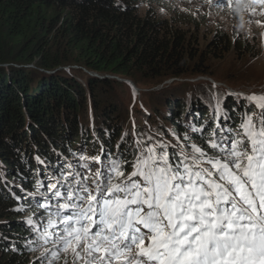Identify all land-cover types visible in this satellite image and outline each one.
Segmentation results:
<instances>
[{"label":"trees","instance_id":"trees-1","mask_svg":"<svg viewBox=\"0 0 264 264\" xmlns=\"http://www.w3.org/2000/svg\"><path fill=\"white\" fill-rule=\"evenodd\" d=\"M136 1L0 0V264H34L33 246L22 240L31 232L37 235L32 212L48 217L53 210L49 202L58 189L46 193L44 186L70 168L65 158L102 170L116 162L125 174L141 159L138 147L148 146L145 132L134 142L126 134L127 113L114 95L118 84L107 76L135 81L206 77L203 66L211 59L252 52L248 43L227 33H214L201 48L185 23L141 15ZM209 94L188 100L172 94L163 117L156 114L176 135L157 130L169 148L161 152L171 163L193 156V146L205 153L196 155L199 160L223 162L243 118L256 110L249 109V101L245 108L225 94L214 103ZM90 179L81 175L82 181ZM68 181L80 184L75 176ZM34 237L32 243L39 244Z\"/></svg>","mask_w":264,"mask_h":264},{"label":"snow or ice","instance_id":"snow-or-ice-1","mask_svg":"<svg viewBox=\"0 0 264 264\" xmlns=\"http://www.w3.org/2000/svg\"><path fill=\"white\" fill-rule=\"evenodd\" d=\"M216 6L225 5L217 0ZM246 99L260 112L256 121L246 116L242 138L232 142L223 162L185 155L173 164L166 152L149 149L126 181L98 185L97 195L87 197L88 208L73 214L75 224L61 237L74 264H264V95ZM193 152L205 155L195 146ZM189 158L191 165L185 163ZM113 171L123 175L116 162ZM85 217L89 223H81Z\"/></svg>","mask_w":264,"mask_h":264},{"label":"rangeland","instance_id":"rangeland-1","mask_svg":"<svg viewBox=\"0 0 264 264\" xmlns=\"http://www.w3.org/2000/svg\"><path fill=\"white\" fill-rule=\"evenodd\" d=\"M216 2L217 0H213V3L210 5L208 0L136 1L135 7H137L141 15L150 13L162 20L185 23V27L188 28L189 33L194 32L199 37L198 45L201 48L214 33H227L235 39L241 38V41L248 43V48L252 51L248 54L241 52L230 53L220 60L211 59L203 66V69L209 73L206 77L193 75L183 79L151 81L140 78L135 81V79L127 77L107 76V78L118 84L114 95L121 107V111H125L121 113L123 115L127 113L126 118L123 120L122 128L130 125L126 134H130L133 142L138 133L145 132L144 141L148 142L147 148L152 149L156 155L161 154V151L164 149L165 151L169 150V148H165L163 144L165 138L158 133V129L164 127L173 139L176 138V135L171 132L170 125L158 119L159 117H163L165 113V100L172 94H175V97H180L177 100L181 98L188 100L193 95L200 94L208 98V95L210 96L209 92H211L214 103H216V100H220V94H225L233 98L237 104L241 102L245 108L248 105L245 103V101H248L246 97L264 95V5L250 3V0H232L229 5V0H222L225 6L217 7ZM252 8L256 9L255 13L250 10ZM258 21L260 23H257ZM179 90H182V92H178ZM212 107L213 111H217L216 105H212ZM248 107L249 109H254L253 107H255L258 110H255V113L253 112L252 114V118L255 121L257 119L255 114L259 113L260 109L256 107L255 103H249ZM159 113L160 116L157 118L156 114L159 115ZM148 114L154 119L151 120ZM245 118L246 116L243 118V121ZM133 128L136 129L133 131ZM241 130L243 129L241 128ZM147 148L144 152L142 151L143 147L141 144L138 147L143 159L150 155ZM190 149L194 155H197L193 152V148L190 147ZM227 152L228 150L225 149L224 153L226 154L223 155L224 157H227ZM188 161L192 163L190 158ZM65 162L70 168L62 175L63 179L67 180L66 178L72 174L81 179L83 173L92 177L91 182L81 183L80 181L81 193H77L79 198L77 197L75 201L71 200L72 193L70 191L64 194V198L70 202V204L68 202L64 204L69 205L73 212H75L78 203L83 202L84 197L86 198L90 194L95 195L98 185L103 187L111 183L100 179L101 176H97L101 168L96 164L86 165L88 161L85 162L84 166L87 167L83 171L82 167H79L78 164L76 165L75 162L70 164V161L66 158ZM200 167L214 171V169L207 166L200 165ZM132 179L139 181L140 178L136 176L132 177ZM94 181L96 184H94ZM122 181L126 180H118V183ZM70 184L73 185L72 182ZM52 185H55L57 189L55 182L49 179L46 186H44V191L48 193V189L53 188ZM85 188L87 191L83 190ZM57 202L52 201L51 205L59 207L61 203ZM48 215V217H45L44 213L36 214L35 212L30 214V217L35 218L34 226L38 229L37 235L31 232L33 236L29 235V238L27 237L26 240H22L27 246H33L30 260H33L34 264H74L75 258L73 253L70 249L68 251L64 250L65 246L61 239V237L67 235L64 232L65 227H72L65 223L68 222L66 218L70 215H57V212L48 213ZM49 221H52V223L50 224ZM34 236L39 238L47 237V239H40L39 244H35L32 243ZM76 264H83V261H78Z\"/></svg>","mask_w":264,"mask_h":264},{"label":"bare ground","instance_id":"bare-ground-1","mask_svg":"<svg viewBox=\"0 0 264 264\" xmlns=\"http://www.w3.org/2000/svg\"><path fill=\"white\" fill-rule=\"evenodd\" d=\"M93 156V155H92ZM95 157V156H94ZM97 160V159H96ZM80 182V181H79ZM73 184L76 185V183L74 182ZM117 184V183H116ZM77 187H80L81 186V183L79 185H76ZM60 192V191H59ZM65 197V196H64Z\"/></svg>","mask_w":264,"mask_h":264}]
</instances>
